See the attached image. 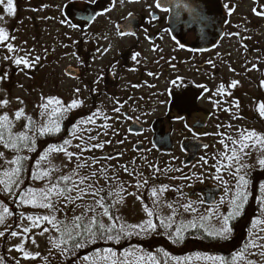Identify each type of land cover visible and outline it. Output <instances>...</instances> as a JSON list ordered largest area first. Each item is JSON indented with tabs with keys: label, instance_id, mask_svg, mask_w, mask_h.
I'll use <instances>...</instances> for the list:
<instances>
[{
	"label": "rangeland",
	"instance_id": "1",
	"mask_svg": "<svg viewBox=\"0 0 264 264\" xmlns=\"http://www.w3.org/2000/svg\"><path fill=\"white\" fill-rule=\"evenodd\" d=\"M25 1H34L35 8H29V3ZM13 2L16 8L14 16H8L3 11V6H0V15L5 17L3 21H0V27L11 28L14 37L11 40L12 46L18 49L17 52L21 53L22 57H26L32 63V67L21 70L23 66H17L7 74L6 79L0 80V101H8L6 106L0 107V114L4 112L14 114L19 109L24 111L31 105L40 103L43 98L51 96H59L67 101L82 99L90 105L92 100L88 84L92 83L95 92H99L101 88L104 89V94L101 96L97 94L96 103L102 105L105 115L113 117L110 120L111 127L103 132L101 137L104 141H111V143L104 146L101 152L121 151L119 156L100 159L98 156L101 152L94 150L92 156L99 160V164L113 167L122 178H130L125 168L130 171L133 165L147 158L151 162V167L148 165L144 167L149 177L155 175L152 167L154 162L159 163L160 171L156 175L157 180L186 189L192 184L218 183L217 180H203L198 159L191 166L183 167L181 161L184 155L180 150V144L192 138L208 141L211 143L212 150H216L219 145L216 133L210 130L177 132L184 118L173 114V111L177 107L184 106L185 119L190 122L197 118L201 120L215 118L217 115L215 111L221 106L218 102L221 96L218 94V87L231 84L232 81H238L237 86L242 89L238 94L241 105L250 107L252 97L256 94L257 81L264 69V16L257 18L250 16L253 6L251 1H244L239 12L244 16H250L254 21H259L260 27L255 31H248V29L246 31L247 26L242 21V25L234 35L224 37L217 47L208 52L186 53L171 43L170 51L165 54H138L130 69H121L114 59L122 55L120 52L122 47L131 45L133 41L101 37L102 29L99 26V23H102L101 18L85 29H81L77 25L70 26L75 25L72 22L62 21L61 12L67 1L13 0ZM33 9L39 11L36 17L30 15L35 13ZM45 50L50 51L47 57L48 62L39 66L34 62L35 55ZM27 54L28 56H25ZM6 56L14 58V53H8L4 46H0V74H4L5 66L13 61V59L6 60ZM156 63L165 64L163 78L156 79L148 74L144 76L141 74V71L155 69ZM69 64L80 67L81 73L77 79L64 75L63 70ZM179 80L203 86L206 89L203 91L194 87L189 88L186 97L183 100H177L174 95L171 97L169 89L173 84L172 81ZM154 94L160 96L157 99L143 98ZM120 104L124 107L120 109V113H117L114 109ZM126 104H132L130 117H134L143 126L142 133L128 132L127 127L130 123L124 115H121L127 111ZM252 115L248 110L235 119L232 125L254 122ZM156 122L161 123L162 132H170L172 144L170 152H159L152 145L151 139ZM119 141L123 143H118ZM137 143L143 146L140 152L134 150V145ZM138 168L141 170L143 167L140 165ZM185 173H189L188 179L180 177ZM224 196L225 193L220 197L214 210L223 209L225 201L229 202L233 198V194ZM262 200L264 201V185ZM139 203L133 199L131 206L126 208V214L131 215L140 210ZM262 208L264 212V203ZM208 209L201 207V212H206ZM258 220L264 221V218ZM255 222L252 226V239L264 244V240L259 239L260 236H264V231H261L264 229V223L255 224ZM26 227L31 231L16 236L12 242V251L16 252L15 249L23 245L25 252L39 258L49 233L39 235L38 233L43 231L41 228H33L32 224ZM32 238L35 239V244L31 242ZM261 252H264V249L250 248L249 257L241 260L240 263L247 264V261H253L255 264H264V255H260ZM103 257L91 264H115L110 258L105 260ZM138 260L136 250L131 249L125 264H137ZM27 261L28 259L23 258L22 264H27ZM139 264H142L140 260Z\"/></svg>",
	"mask_w": 264,
	"mask_h": 264
},
{
	"label": "trees",
	"instance_id": "2",
	"mask_svg": "<svg viewBox=\"0 0 264 264\" xmlns=\"http://www.w3.org/2000/svg\"><path fill=\"white\" fill-rule=\"evenodd\" d=\"M29 3V8H35L34 1H25ZM34 4V5H33ZM16 9V8H15ZM35 13L31 14L32 17H36L38 10L33 9ZM10 37H13L11 28H5ZM10 39V43H11ZM0 46H4L0 44ZM50 51H40L35 57H39L38 61H35L39 66L45 65L47 63V57ZM22 57L21 53L14 52L15 57ZM25 56H28L25 55ZM31 63V62H30ZM6 67L5 73H10L17 66L12 61ZM4 73V74H5ZM264 69L261 71L260 78L257 81L256 94L252 97V103L249 106L241 105L239 100L241 87L237 86L235 88H230V84H226L225 92L227 94L221 95L218 100L220 109L215 111L217 121H221L222 125L225 126L224 130L219 132L223 135H217L218 147L216 150H212L211 143L208 142V146L202 149L198 155V163L200 164V175L203 180H217L215 177L217 175L222 176V180H217L225 190V196L234 195L236 191V179L230 174L231 169L225 170L221 168V172H216V167L220 165L217 164V160L220 159V153L224 152V147L219 143L224 136L232 135L234 138L239 136L240 132L247 130H254L257 134L264 135V117H261L257 111L259 104H264ZM89 93L91 96V104H86L82 99H76L80 102V106L72 109L63 114V117L59 119L58 133L45 136H35L34 150L33 151H20L19 153L4 147L3 143H0V153H3L4 160H11L17 154L20 156L29 157L28 160L24 161L25 171L22 173L20 184V189H40L44 187L46 181L33 180L30 178L31 174L35 172V165L39 160L40 155L44 154L50 146H58L63 143L64 140H71L72 144H82L90 145L92 143H103L104 146L108 145L107 141L101 139L102 133L107 129L98 127L101 124L107 123L110 125V120L96 119L95 124L82 123L87 120V118L96 111L101 112V105L96 103L97 94L93 90V84L89 83ZM181 86H187L188 88H195L200 90H205L203 86L192 85L185 81L172 84L170 87V92L173 94L183 93L179 88ZM55 98L62 102L64 106L72 103L73 100L67 101L59 96L45 97L40 103L36 105H31L26 110L24 114L26 117H30L32 121L35 122V126L39 127L46 123V117L42 114L44 109L39 107L43 105L47 99ZM239 105L236 107L235 105ZM59 107V106H49ZM227 108L228 111H224ZM250 111L254 117V122H249L243 125H232L235 119H238L240 115H244L246 111ZM176 112V111H175ZM173 111V113H175ZM102 113V112H101ZM8 115L11 123L9 132H6V137L10 134L13 138L24 133L26 131L25 125H29L28 135H33L35 129L29 124L26 119L15 120L14 114L10 112H4L0 115ZM103 114V113H102ZM95 119V118H94ZM230 126V127H229ZM75 131L76 136L81 137V139H76L73 137V132ZM90 136L98 137L97 140L92 141L87 139ZM225 143H230L225 140ZM101 152L103 149H93V151ZM69 151L78 152L76 148H69ZM91 152L83 153L84 156L93 157ZM204 158L203 160L201 158ZM215 157V159H214ZM98 158L102 159L100 156ZM264 158V151L260 150V146L255 149H250L247 156H243L241 163L248 165L246 169H243L240 174L246 173V179L248 181L247 188L244 190L247 195V201L243 206V210L239 216L230 219L229 227L231 232L227 239L213 238V236L207 233L215 228L220 227V219L218 217H223L229 215L232 211L231 205L228 201H225L224 207L221 210H214V206L209 207L205 212L201 210L196 211H184L179 208L182 204L191 203L192 207L195 203L189 201L183 196L182 190L177 186L169 182H164L157 180V174L160 171L158 161L153 164L154 177H149L146 174V169L144 166L150 165L148 159H144L141 163L133 165L131 167L132 175L130 178L121 177V175L113 169L111 166H105L107 171V176L113 179L109 181V185H113V190H115L116 185H122L126 191L121 193L122 201L115 204L113 209H110L111 214L114 217H119L116 221L118 226H124L126 232H131V235H122L118 242L112 240L105 241L104 239L97 238L95 242H85L80 248H73V242L70 241L67 245L61 248L55 247L53 241L59 243L61 239V233L57 232L55 229L51 228V225L46 223L42 224L40 227L49 228V234L47 237L46 245L44 250L41 252V256L36 259H28L27 264H91L93 261L100 259L103 256H108V250L115 253V256H111L110 259L115 264H125L129 258L131 249H135L139 258L141 257H153V260L142 259L140 262L142 264H241L240 259L233 260V257H238L241 250L246 244L252 240L253 236V223L258 219L264 218V212L262 208V186L264 185V167L258 164V159ZM51 161V166L59 167L62 171L53 173V177L64 174V172H70L72 168L75 167V161L73 163H68V159L62 153H53L49 157ZM207 161V163L204 162ZM2 162V161H0ZM226 163V162H225ZM102 164L95 166V170H98ZM142 165V169L139 170V166ZM214 165L216 167H214ZM47 161L44 162L42 167H48ZM13 167L9 164H4L5 169H10ZM94 169L92 168H81L79 169L80 175H90ZM158 170V171H157ZM147 180L148 183L141 188H137V183L143 184V180ZM103 184V181H101ZM161 186H167L168 191H165L161 196H159V203H154L151 197V189L153 187L159 188ZM13 192L18 195V190L14 187ZM128 193H135L136 195H129ZM16 195L11 193H6L3 191L2 186H0V213L4 208H8L11 215H6L4 217L3 223H0V264H22L23 252L12 251V242L15 240L16 236H12L13 231L17 232L18 235L22 234V228L31 224L30 221L22 220L21 214L25 216H37V215H52L47 209L32 208L26 206H18L16 202ZM139 196L140 199H137ZM224 196V197H225ZM87 200H91V197H87ZM140 202L141 209L136 213L127 215L126 208L131 206L132 200ZM64 201L61 200L59 207L61 211L54 213L57 221L68 222L75 215H80L82 209L77 207L73 212L71 210L72 206L64 208ZM145 205L148 206L149 210L153 212V216L149 217L144 211ZM171 205V207H169ZM173 209H179L173 216ZM99 211V210H98ZM172 217V228L171 230L160 227V220ZM151 220L153 224L157 227L154 231H142L140 229L128 228V225H141L145 221ZM101 221L108 225L112 223L107 217H102ZM177 228H183L182 240H175L173 234ZM138 233V234H137ZM115 235V232L112 233ZM250 248L244 253L245 258L249 257ZM84 257H88L87 260ZM218 258V259H213Z\"/></svg>",
	"mask_w": 264,
	"mask_h": 264
},
{
	"label": "snow or ice",
	"instance_id": "3",
	"mask_svg": "<svg viewBox=\"0 0 264 264\" xmlns=\"http://www.w3.org/2000/svg\"><path fill=\"white\" fill-rule=\"evenodd\" d=\"M123 2V0H122ZM129 2H139V0H129ZM0 6H3V11L8 16L15 15V6L13 0H0ZM155 6L159 8L161 11H167L166 8L161 7V0H156ZM227 7V6H226ZM254 14L257 16H264V9L257 11L255 8L253 9ZM103 14V13H101ZM95 17H93L94 19ZM155 19V17H153ZM5 17L0 15V21H3ZM72 27H76V25H70ZM122 35L132 34L130 32H122ZM238 35V34H237ZM10 39H14V37H10L8 32L0 27V44L4 45L8 53L17 52L18 49L14 48L12 44L9 42ZM155 51V49H153ZM138 55V54H137ZM5 59H13V62L16 66L20 67L21 70L24 68L32 67V63L26 57H11L6 56ZM40 58L35 57L34 60L38 61ZM135 59V56L133 57ZM134 71V69H133ZM152 75V73H149ZM7 74H0V80L6 79ZM173 84L176 81H172ZM238 85V81H232L229 85L230 88H235ZM262 86H264V82H262ZM135 87V86H134ZM78 91V90H77ZM216 93H214L215 95ZM218 94L225 95L224 85H220L218 87ZM8 103L7 100L0 101V107L6 106ZM23 103V101H20ZM49 106H59L52 107ZM80 106V102L77 100H73L71 104L64 106L62 102L58 99L51 98L47 99L46 102L39 106L44 109L43 116L46 117V123L42 124L39 127L35 126V122L32 121L30 117H26L23 109H19L15 112L14 118L15 120L26 119L29 121V124L35 129L33 135H28L27 131L29 130V125H25L26 131L16 136L15 138L12 135H8L6 137L5 133L9 132L11 121L8 115H0V143H3L4 147L9 148L10 150L19 153L20 151H33L34 150V137L35 136H45L52 135L58 133L60 131L59 128V119L63 117V114L75 109ZM239 107V105H235ZM124 105L120 104L118 107L114 109L115 112L120 113V109L123 108ZM224 111H228L227 108ZM257 111L264 117V104H259ZM121 115H123L121 113ZM95 118V119H94ZM129 118V117H125ZM96 119L102 120H112L113 117L102 114L99 111L93 112L86 121L82 123H90L95 124ZM98 127L107 129L111 127L107 123L101 124ZM219 128V125L217 126ZM230 127V126H229ZM191 131V129H189ZM216 135H223L222 133H216ZM73 137L76 139H81V137L76 136L75 131L73 132ZM98 137L90 136L87 139L92 141L97 140ZM225 140L230 143H225ZM111 143V141H108ZM118 143H123V141H119ZM221 145L224 147V152L220 153V159L217 160V164L219 167H216V172L220 173L221 168L228 170L231 169V175H233L236 179V185L234 186L236 191L234 192L233 198L228 202L232 211L229 215H225L223 217H218L220 219V227L215 228L208 232V235L213 236V238L227 239L228 235L231 232V228L229 227V221L236 216H239L243 210V206L247 201V195L244 191L247 188L248 181L246 179V173L240 174L243 169H246L248 165L241 163L243 156H247L249 154L250 149H255L260 146V150L264 151V135L257 134L254 130H243L240 132L239 136L233 137L232 135L224 136L223 139L219 141ZM103 143H92L90 145H82L75 144L73 145L71 140H64L61 145L58 146H50L46 152L40 155L39 160L35 165V172H33L30 176L33 180L46 181L44 187L40 189H20V184L23 182L21 180L22 173L25 171L24 161L28 160L27 156L16 155L11 160H4L3 153H0V186H2L3 191L6 193H11L16 195L13 192V188L15 187L18 190V195H16V202L18 206H26L32 208L39 209H47L52 215H37V216H25L21 214L22 220L30 221L33 228L42 227L43 223L51 225L52 229H55L57 232L61 233V239L59 243L53 241L55 247L63 249L64 245H67L70 241L73 242V248H80L83 246L85 242H95L97 238L104 239L105 241L112 240L114 242H118L122 235H131V232H126L124 226H118L116 221L119 220V217H114L110 209H113L115 204L120 203L122 201L121 193L126 191L122 185H116L115 190H113V185H109V181L112 180V177L107 176L108 169L101 165L98 170H95V166L99 164V160L94 157L84 156L83 153L91 152L93 149H103ZM69 148H76L79 151L73 152L69 151ZM53 153H62L67 157L68 163H73L75 161V167L71 169L70 172H64V174L53 177V173L61 172L62 170L59 167L51 166V161L49 157ZM105 159H108L107 157ZM204 159L203 157L201 158ZM215 159V157H214ZM47 161L49 166L42 167L44 162ZM207 163L206 160H204ZM226 162V163H225ZM4 164L12 165L10 169H5ZM258 164L264 167V158L258 159ZM124 167V166H121ZM81 168H92L94 169L90 175H80L79 169ZM125 171L128 172L129 175H132V172L125 168ZM158 171V170H157ZM179 171V169H177ZM217 180H222V176L217 175L215 177ZM103 181V184H101ZM148 181L143 180V184L137 183L136 187L141 188L146 185ZM167 186H161L159 188L153 187L151 189V197L153 198L154 203H159V196H161L165 191H168ZM129 195L135 196V193H128ZM87 197H91V200H87ZM137 199H140L139 196H136ZM63 200V207L67 208L69 205L72 206L71 210L74 212L77 207L81 208L82 211L80 215H75L68 222L57 221L54 213L61 211V207H59L60 201ZM264 203V201H262ZM171 207V205H169ZM184 211H195L193 209L192 204H182L179 206ZM99 210V211H98ZM144 211L147 213L149 217L153 216V212L149 210L148 206L145 205ZM179 209H173V216ZM6 215H11L8 208H4L2 213H0V223H3L4 217ZM102 217H107L109 221L112 223L105 225L102 221ZM172 217H168L166 219L160 220V227L171 230L172 228ZM264 221H256L255 224H261ZM254 224V227H255ZM128 228L131 229H140L142 231H154L157 227L156 224H153L151 220L145 221L141 225H128ZM22 232H29L31 229L25 227L21 229ZM264 231V229H261ZM49 232L48 227H43V231L39 232V235H43L44 233ZM115 232V235L112 233ZM183 228H177L175 233L173 234L175 240H182ZM138 234V233H137ZM3 235V233H0ZM12 236H17V232L13 231L11 233ZM260 240H264V236L259 237ZM31 242L35 244V239L32 238ZM262 248L264 249V244L257 243L256 239L250 240L248 244L244 246L241 250V253L238 257H233V260L245 259L244 253L248 251L249 248ZM18 252H23L24 259H36V256L30 255L29 253L24 251L23 245L18 246L16 249ZM109 255L104 256L103 259L107 260L111 256H115V253L108 250ZM253 255L255 253H252ZM130 255V254H129ZM260 255H264V252H261ZM85 260L88 257H84ZM147 259L153 260L154 258L149 257H141L139 260ZM218 259V258H213ZM139 260L137 264H139ZM123 264V262H121ZM247 264H255L253 261H247Z\"/></svg>",
	"mask_w": 264,
	"mask_h": 264
},
{
	"label": "flooded vegetation",
	"instance_id": "4",
	"mask_svg": "<svg viewBox=\"0 0 264 264\" xmlns=\"http://www.w3.org/2000/svg\"><path fill=\"white\" fill-rule=\"evenodd\" d=\"M53 1H67L62 9V21L63 22H72L77 25L81 29H85L86 27L94 24V22L101 18L102 23H99L100 29H102L100 36L103 38H108L112 40V38L118 39H129L133 41V43L129 46L122 47L120 52L122 55H119L117 59H114L118 62L121 69H130L137 58V54H165L170 51V44H174V46L178 47L180 50L186 53H196V50L190 49L192 42L195 37L194 34L189 32H180L182 35L180 38V43L176 42L172 36L168 25L169 18V10L166 8L164 1H183V0H161V7L166 8L167 11H161L159 8L155 6L156 0H139V2L133 3L129 2V0H53ZM213 1H221L223 5V14L225 15L227 22L224 26V37H228L230 35H234L236 30L242 25L241 22L246 24V31H255L260 27L259 21H254L251 17H258L254 14L253 9L255 8L257 11L264 9V0H213ZM244 1H251L253 3L252 9L250 10V16L242 15L239 10L243 5ZM227 6V7H226ZM81 12V13H77ZM103 13V14H101ZM89 15H94V19L87 20L85 17ZM155 17V19L153 18ZM122 32H130L132 34L122 35ZM155 49V51H153ZM135 56V59L133 57ZM87 59V56H85ZM80 69V67H78ZM155 69H149V71H141V74L152 73L153 78L159 79V77L163 78L165 74V64L156 63ZM81 73V70H80ZM79 73V75H80ZM137 73V72H136ZM79 77V76H78ZM77 77V78H78ZM75 78V79H77ZM177 83L183 82L181 80L176 81ZM186 82V81H185ZM188 83V82H187ZM113 84V83H112ZM187 86H181L179 88L183 93L173 94L170 92L171 97L174 95L177 100H183L186 97V92L188 91ZM170 91V89H169ZM99 95L104 94V89L99 90ZM160 95H148L147 97H143L144 99H151L154 97L157 99ZM177 96V97H176ZM127 99V98H126ZM127 105V104H126ZM177 107V106H176ZM178 109V110H177ZM101 112L105 115V110L101 106ZM130 110V111H129ZM132 110V104L127 105V111L123 113L126 120L131 124L134 120V117H130V112ZM176 111V112H175ZM173 114L180 115L184 118V121L178 127L177 132H189V129L207 132L208 130L213 131L214 133H218L224 130L225 126L222 125L221 121L215 120L216 118H204L201 120L197 118L193 122H190L186 118V108L183 106L180 108H176ZM137 121V120H136ZM196 122L205 123V127L195 126ZM158 124L159 133H170L169 131L161 130V123L156 122L153 128V133ZM212 124H214V128H212ZM219 125V128L217 127ZM180 177L188 179L190 177L189 173H185L180 175ZM217 185V184H215ZM220 185V184H218ZM199 186V184H192V186L188 189L185 187L178 186L183 195L194 202L193 209L201 210V207L208 208L203 202V197L201 192H196L192 195H189V191L195 187ZM199 200L196 201L195 199ZM220 197H217L215 204L219 201Z\"/></svg>",
	"mask_w": 264,
	"mask_h": 264
},
{
	"label": "water",
	"instance_id": "5",
	"mask_svg": "<svg viewBox=\"0 0 264 264\" xmlns=\"http://www.w3.org/2000/svg\"><path fill=\"white\" fill-rule=\"evenodd\" d=\"M169 10L168 25L172 38L180 43V32L191 31L194 34V41L190 49L199 52H206L216 47L223 34L224 26L227 22L223 14V5L221 1L213 0H183V1H164ZM81 13V12H77ZM94 15L86 16L87 20H92ZM63 73L65 76L75 78L79 74V68L73 65H67ZM195 126L205 127V123L196 122ZM143 130L142 126L134 120L128 127L132 134H139ZM154 148L161 152H170L172 144L169 133H159L158 124L151 139ZM207 147V142L200 139H189L180 144V149L184 154L181 161L182 166H189L196 159L201 149ZM141 143L134 145L137 152L142 150ZM120 154L119 150L105 151L100 154L101 157L112 158ZM201 192L206 205L214 204L216 197L221 194V187L217 185L195 186L189 194Z\"/></svg>",
	"mask_w": 264,
	"mask_h": 264
}]
</instances>
